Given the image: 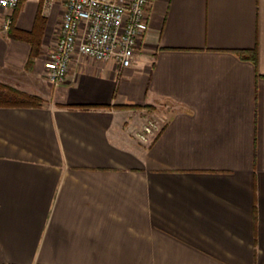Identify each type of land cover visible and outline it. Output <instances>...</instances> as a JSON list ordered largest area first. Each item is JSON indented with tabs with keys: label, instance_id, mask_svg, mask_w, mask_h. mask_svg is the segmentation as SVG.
Masks as SVG:
<instances>
[{
	"label": "crops",
	"instance_id": "0c3cea01",
	"mask_svg": "<svg viewBox=\"0 0 264 264\" xmlns=\"http://www.w3.org/2000/svg\"><path fill=\"white\" fill-rule=\"evenodd\" d=\"M64 11L19 2L29 69L0 31V82L44 99L0 105V264H264V0H151L130 66L75 53L55 84Z\"/></svg>",
	"mask_w": 264,
	"mask_h": 264
},
{
	"label": "built area",
	"instance_id": "2783aa9c",
	"mask_svg": "<svg viewBox=\"0 0 264 264\" xmlns=\"http://www.w3.org/2000/svg\"><path fill=\"white\" fill-rule=\"evenodd\" d=\"M56 0H44L48 6ZM65 6L59 36L48 52L46 73L64 82L75 53L97 61L130 66L148 28L151 0H58ZM19 0H0V31L8 32ZM161 119L148 116L135 136L148 143L161 129Z\"/></svg>",
	"mask_w": 264,
	"mask_h": 264
},
{
	"label": "trees",
	"instance_id": "16d2710c",
	"mask_svg": "<svg viewBox=\"0 0 264 264\" xmlns=\"http://www.w3.org/2000/svg\"><path fill=\"white\" fill-rule=\"evenodd\" d=\"M21 2V0H19ZM41 21V20H40ZM39 26V25H38ZM36 25V28L32 31H14L12 27L9 30L10 36L14 38H20L26 40L31 43V52L30 57L27 63V68H31L34 64L35 58L41 54V33L39 31V27ZM238 55L244 59L252 60L255 64H257L258 53L257 49H238L235 50ZM44 102V99L37 95L32 94L26 91H23L17 87H14L10 84L0 82V105L8 104V105H18V106H37L41 105ZM81 106H90L84 105ZM101 106V105H97ZM106 106V105H102ZM122 107H134V108H143L148 107L152 108L150 105H140V104H124L117 105Z\"/></svg>",
	"mask_w": 264,
	"mask_h": 264
},
{
	"label": "rangeland",
	"instance_id": "374dc122",
	"mask_svg": "<svg viewBox=\"0 0 264 264\" xmlns=\"http://www.w3.org/2000/svg\"><path fill=\"white\" fill-rule=\"evenodd\" d=\"M17 82V81H16ZM17 84H18V82H17Z\"/></svg>",
	"mask_w": 264,
	"mask_h": 264
}]
</instances>
